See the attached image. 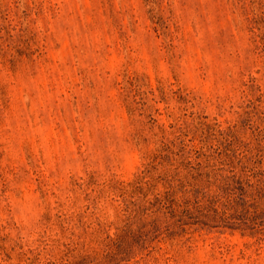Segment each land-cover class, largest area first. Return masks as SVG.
<instances>
[{
	"label": "rangeland",
	"instance_id": "obj_1",
	"mask_svg": "<svg viewBox=\"0 0 264 264\" xmlns=\"http://www.w3.org/2000/svg\"><path fill=\"white\" fill-rule=\"evenodd\" d=\"M0 264H264V0H0Z\"/></svg>",
	"mask_w": 264,
	"mask_h": 264
}]
</instances>
